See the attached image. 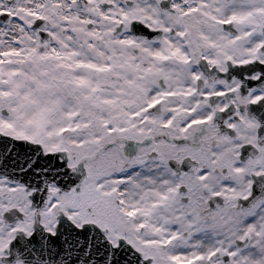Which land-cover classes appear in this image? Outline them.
<instances>
[{"label":"snow or ice","instance_id":"snow-or-ice-1","mask_svg":"<svg viewBox=\"0 0 264 264\" xmlns=\"http://www.w3.org/2000/svg\"><path fill=\"white\" fill-rule=\"evenodd\" d=\"M0 264H264V0H0Z\"/></svg>","mask_w":264,"mask_h":264}]
</instances>
